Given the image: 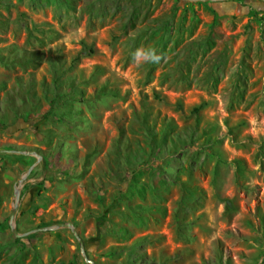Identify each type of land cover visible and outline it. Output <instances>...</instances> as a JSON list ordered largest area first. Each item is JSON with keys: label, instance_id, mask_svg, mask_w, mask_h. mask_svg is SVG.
Instances as JSON below:
<instances>
[{"label": "rangeland", "instance_id": "374dc122", "mask_svg": "<svg viewBox=\"0 0 264 264\" xmlns=\"http://www.w3.org/2000/svg\"><path fill=\"white\" fill-rule=\"evenodd\" d=\"M0 150V264H264V0H0Z\"/></svg>", "mask_w": 264, "mask_h": 264}, {"label": "water", "instance_id": "95a60500", "mask_svg": "<svg viewBox=\"0 0 264 264\" xmlns=\"http://www.w3.org/2000/svg\"><path fill=\"white\" fill-rule=\"evenodd\" d=\"M5 152H8V151L0 150V153H5ZM30 169H31V167L27 170L26 174L24 176H22L17 181V184H20L23 181V179L28 175ZM13 199H14L13 200V205H12V209L10 211L9 222H8V225H9V228H10V232L13 234V236L15 238H17V237H24V236L28 235L29 233L35 232V230H34V231H31V232H28V233L17 234L16 229H15L14 224H13V217H14V211H15V208H16V205H17V201H18V188H15L14 189ZM59 228H67V229H69L71 231V233L74 235V237L77 239V241L79 242L80 249L82 248L81 242L77 238V236L75 234V230L73 229V226H72V224L70 222H67V223H59V224L53 225L51 227H48L46 229L47 230H56V229H59ZM81 256L83 257L85 263L94 264V263L90 262L86 258V256H85L84 252L82 251V249H81Z\"/></svg>", "mask_w": 264, "mask_h": 264}, {"label": "trees", "instance_id": "16d2710c", "mask_svg": "<svg viewBox=\"0 0 264 264\" xmlns=\"http://www.w3.org/2000/svg\"><path fill=\"white\" fill-rule=\"evenodd\" d=\"M58 1H64V2H66V1H72V0H58ZM92 49L91 48H89V47H86L85 45H83L82 44V46H81V48H80V51H79V53H78V56L79 57H85V56H88V55H91L92 54ZM110 91H107V90H102V91H100V92H98L95 96H100V95H103V94H106V93H109ZM111 93V92H110ZM94 96V97H95ZM93 97V98H94ZM201 108V105H199L198 107H196V108H194V109H192V113H197L198 112V110ZM151 129H150V127H149V125L148 124H146V123H142V128L140 129V131H142L143 132V134L145 133V134H148L150 137H151V139L152 138H154V136L156 135V134H154L152 131H150ZM160 133V135H159V137H160V140H159V142H158V144L157 143H155V142H153L152 143V145L151 146H154L155 145V150H157V145H159V148H160V152L161 153H163V152H165L167 149H165V144L163 143V139H164V137H165V131H163L162 129L159 131ZM171 143H174V142H171ZM161 145V146H160ZM158 148V149H159ZM6 151H8V150H6ZM8 152H12V153H15L16 151H13V150H11V151H8ZM7 152V153H8ZM154 152V151H153ZM152 152V153H153ZM154 155H155V157L154 158H157L156 156H157V154H156V152H154ZM41 160L44 162V159L43 158H41ZM227 204H228V202H225V206H227ZM228 207V206H227Z\"/></svg>", "mask_w": 264, "mask_h": 264}, {"label": "clouds", "instance_id": "9594fccd", "mask_svg": "<svg viewBox=\"0 0 264 264\" xmlns=\"http://www.w3.org/2000/svg\"><path fill=\"white\" fill-rule=\"evenodd\" d=\"M161 56L157 54L155 49H138L134 53V59L135 60H144L149 61L153 63H159L161 60Z\"/></svg>", "mask_w": 264, "mask_h": 264}]
</instances>
